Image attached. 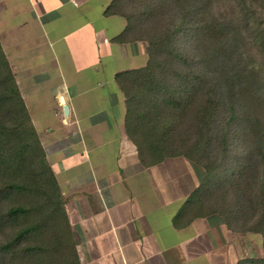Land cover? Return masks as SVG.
Here are the masks:
<instances>
[{
  "label": "trees",
  "instance_id": "obj_1",
  "mask_svg": "<svg viewBox=\"0 0 264 264\" xmlns=\"http://www.w3.org/2000/svg\"><path fill=\"white\" fill-rule=\"evenodd\" d=\"M260 6L112 0L106 13L125 18L120 41L147 42V64L116 75L140 160L184 156L205 170L177 217L219 214L230 230L264 240V18L252 11ZM46 157L0 42V264H81ZM238 264H264V255Z\"/></svg>",
  "mask_w": 264,
  "mask_h": 264
},
{
  "label": "crops",
  "instance_id": "obj_2",
  "mask_svg": "<svg viewBox=\"0 0 264 264\" xmlns=\"http://www.w3.org/2000/svg\"><path fill=\"white\" fill-rule=\"evenodd\" d=\"M112 0H0V42L78 238L81 264H238L248 236L178 212L204 173L184 156L146 166L125 126L120 72L145 41H120ZM68 106V114L64 113Z\"/></svg>",
  "mask_w": 264,
  "mask_h": 264
},
{
  "label": "rangeland",
  "instance_id": "obj_3",
  "mask_svg": "<svg viewBox=\"0 0 264 264\" xmlns=\"http://www.w3.org/2000/svg\"><path fill=\"white\" fill-rule=\"evenodd\" d=\"M252 11L255 12V16L256 17L264 18V6H260L256 10H252ZM146 44H147V42H146ZM194 164H195V166L200 167V169L202 170V173H204V176H205V170L201 166L197 165L196 163H194ZM216 193L217 194L215 195V199L218 198V193H220V192H216ZM236 233H239V232H236ZM241 234L248 236V250H249V253H248V257L247 258L263 257V255H264V246H263V241L264 240H263V238L260 235L253 234V233H247V234L241 233Z\"/></svg>",
  "mask_w": 264,
  "mask_h": 264
},
{
  "label": "water",
  "instance_id": "obj_4",
  "mask_svg": "<svg viewBox=\"0 0 264 264\" xmlns=\"http://www.w3.org/2000/svg\"><path fill=\"white\" fill-rule=\"evenodd\" d=\"M64 113L68 114V106L67 105H64Z\"/></svg>",
  "mask_w": 264,
  "mask_h": 264
}]
</instances>
